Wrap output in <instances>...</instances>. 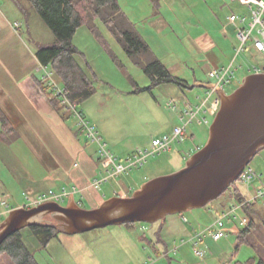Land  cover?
Masks as SVG:
<instances>
[{
    "label": "rangeland",
    "instance_id": "obj_1",
    "mask_svg": "<svg viewBox=\"0 0 264 264\" xmlns=\"http://www.w3.org/2000/svg\"><path fill=\"white\" fill-rule=\"evenodd\" d=\"M119 4L154 56L165 66L176 68L177 76L186 86L193 87L183 88L175 83L154 86L144 69L124 52L100 20L96 24L107 39V45L100 43L87 26L79 29L74 43L84 54L80 64L94 82L95 94L77 109L96 128L103 143L107 144L118 162L125 163L133 152L149 149L154 138L170 134L179 124L180 111L187 104H200L208 96V90L202 86L214 81L209 77L210 71L196 62L193 45H198L202 38L213 39L219 44L215 52L223 60L226 57L223 66H229L238 45L236 30L229 22V17L235 12H245L246 9L232 0H120ZM8 27L14 31L17 39L6 38L5 44L9 47L5 52L9 54L0 59V72H10V63L14 59L20 58L28 65L32 59H36L35 55L41 47L55 41L54 34L28 0H0V31H3V35H8ZM224 29L227 36L222 33ZM237 66L241 68L226 88L227 94L233 93L241 86L244 78L250 75L249 67L264 68V56L248 49L238 58ZM33 71L41 80L52 73L49 78L58 83L50 66ZM45 80L49 84L50 81L47 78ZM171 101L176 103L177 110L169 108L168 103ZM69 115L70 126L76 127L86 141V135L79 128L78 117L71 112ZM209 116L211 124L214 116ZM210 124L199 126L194 122L189 125L186 137L182 142H174L172 151L189 154L197 146L203 147L209 137ZM87 143L99 150L97 144ZM172 162L171 153L150 157L143 166L104 183L101 189L110 199L119 192L120 184L123 189L130 187L133 190L126 189L131 196L147 181L178 171ZM250 166L256 173L262 172L261 180L255 181L251 190L240 181L235 186L242 194L252 196L255 188L264 183V149L258 152ZM26 171L41 176L47 169L40 164L37 151L16 134L1 136L0 198L11 207L28 203L25 188L33 182ZM143 176L147 177L146 181ZM233 187L205 208L188 210L182 215L188 218L190 224L207 228L214 222L216 210L235 203ZM43 188L44 192L49 189L46 183ZM34 192L36 195L40 191ZM3 193H6V197L2 196ZM61 205L68 206L69 199ZM258 206L264 208V200H259ZM80 207L94 209L88 201ZM7 218H3L2 223ZM44 222L55 223L50 216ZM160 222L113 225L77 235L60 232L46 247L39 244L30 228L23 229L21 233L40 264H246L256 256L251 247L239 244L237 235L233 233L223 238L217 247L215 244L211 248L205 247L199 243V248L205 252L202 258L194 253L193 245L181 240L174 245L175 252L158 249V244L150 242L153 241L150 230ZM172 253L179 255L172 256ZM0 264H11L7 255L0 256Z\"/></svg>",
    "mask_w": 264,
    "mask_h": 264
},
{
    "label": "water",
    "instance_id": "obj_2",
    "mask_svg": "<svg viewBox=\"0 0 264 264\" xmlns=\"http://www.w3.org/2000/svg\"><path fill=\"white\" fill-rule=\"evenodd\" d=\"M219 97L220 108L206 144L182 169L153 178L133 195L115 196L91 210L75 201L66 207L48 202L31 209L17 208L0 224V248L23 229L46 224L47 216L61 232L77 235L113 225L154 224L169 215L205 208L220 198L264 149V68L246 76L233 93Z\"/></svg>",
    "mask_w": 264,
    "mask_h": 264
},
{
    "label": "crops",
    "instance_id": "obj_3",
    "mask_svg": "<svg viewBox=\"0 0 264 264\" xmlns=\"http://www.w3.org/2000/svg\"><path fill=\"white\" fill-rule=\"evenodd\" d=\"M157 2L155 1V3ZM8 31V35H3V31H0V59H2L3 55L9 54L5 52L9 47L8 44H5L6 38L17 39V35H14L15 33L12 29L8 27ZM222 33L224 36L228 34L226 29ZM218 47L219 44H216L213 39H200L199 44H194L192 48L196 62L203 64L204 69L206 70L207 68L208 71L213 68L224 67L225 65L223 66L222 62L225 61L226 57L223 60L220 54L215 52ZM181 65L182 67L186 66L185 64ZM41 67L44 66L41 65L37 57L32 59L28 65L18 58L10 63V72H0V108L14 127L17 137L37 151L40 164L47 169L45 174L41 176H38L36 172H31L30 174V171H26L28 178L33 182L32 185L26 186V193L32 192L35 194L34 191L44 192L43 185L45 183L49 187L48 191L61 190L64 187H76L79 192L69 201H75L79 206L88 201L92 207L96 208L109 199L102 191V186L94 187L93 185L94 180L102 172L100 157L96 153L98 151L96 148L93 149V144L83 140L80 136V131L76 127L70 126L69 112L64 114L63 111H58L51 100L39 88L36 82L37 76H35L37 74L33 70ZM167 68L174 76L179 77L177 76L176 68ZM208 85L209 83H204L202 87L207 89ZM198 148L197 146L195 150ZM192 152L181 154L172 151L173 166L177 170L182 169ZM257 173L261 176L263 175L261 171H257ZM143 180L146 181L147 177L143 176ZM118 187H120V190L117 194L115 193L114 197L130 196L126 190L130 191V187L123 189L120 184H118ZM241 195L246 199L251 197L242 193ZM2 196L6 197V193H3ZM0 201H3L2 197ZM19 207L22 206H16L15 208ZM227 208L216 210V218ZM210 226L207 228L198 225L194 226L182 214L169 215L151 228L150 234L153 237V241L150 242H155L158 244V249H165L168 252H175L174 245L179 240L193 246L194 243L199 242L205 247L211 248L213 244L217 247L222 239L214 241L210 235L204 236L208 233L206 230ZM228 228L231 231L230 233L237 234V223L230 224ZM201 236L204 237L202 240ZM153 245L155 244L153 243ZM158 249L156 250L158 251ZM178 250H181V248ZM171 255L178 256L179 254L175 255V253H172ZM83 256L85 257V255ZM168 264L172 263L168 262Z\"/></svg>",
    "mask_w": 264,
    "mask_h": 264
},
{
    "label": "trees",
    "instance_id": "obj_4",
    "mask_svg": "<svg viewBox=\"0 0 264 264\" xmlns=\"http://www.w3.org/2000/svg\"><path fill=\"white\" fill-rule=\"evenodd\" d=\"M28 1L55 37L54 43L41 47L36 57L42 66L51 67L58 82L66 89L70 101L77 107L95 94V88L94 82L81 67L80 60L84 54L75 45L74 38L81 27L87 26L100 43L107 45V39L96 24L97 20L104 24L124 52L144 69L154 86L175 83L183 88H193L186 86L184 81L174 76L154 56L149 45L121 10L120 0ZM36 82L54 107L65 114L67 111L60 106L59 99L45 78H37ZM11 133L15 135V129L0 108V137ZM196 151L193 150L191 154ZM232 185L237 201H245L235 183ZM241 212L249 217L250 223L238 230V242L248 245L256 254L246 264H264V208L259 207L258 202L248 203L242 207ZM51 224L30 227L42 247H46L61 232ZM2 255H7L11 264H40L21 232L12 235L3 243L0 248V256Z\"/></svg>",
    "mask_w": 264,
    "mask_h": 264
},
{
    "label": "built area",
    "instance_id": "obj_5",
    "mask_svg": "<svg viewBox=\"0 0 264 264\" xmlns=\"http://www.w3.org/2000/svg\"><path fill=\"white\" fill-rule=\"evenodd\" d=\"M238 2L246 10L242 13H233L229 17V22L236 30V39L238 45L235 48V56L229 66L213 68L209 72V77L214 81L208 85V96L202 100L200 104L193 105L187 104L179 114V124L176 125L170 134H163L152 140L151 147L149 149H139L130 155L125 163L118 162L116 156L108 149L107 144L103 143L102 138L97 132L94 126H91L87 122L82 113L78 111V107L72 103L69 99L66 89L58 84L53 78H49L51 74H47V78L50 82L49 85L54 91V95L59 99L60 106L65 111L71 112L79 119V128L82 133L87 137V141L98 145V154L100 157V163L102 166V172L97 179L94 180V187H101L104 183L118 179L122 174L143 166L150 157H156L162 154H168L172 152V144L174 142H182L187 135V129L189 125L196 122L199 126L210 124V116L215 117L221 104L219 95L226 93V88L230 86L233 79L236 76V72L241 66H237L236 62L238 58L244 55L248 49L264 56V0H232ZM45 67V66H44ZM48 68V67H45ZM261 69L256 66L249 67L248 72L250 74L261 73ZM213 96H217L213 98ZM169 108L177 110L175 102L168 103ZM211 125V124H210ZM261 175L249 165L247 166L238 181L246 185L250 190L255 181L261 180ZM76 187L67 189L62 188L58 192L55 190H49L34 194L27 192L26 196L28 203L19 208L31 209L38 207L48 202H56L63 204L68 199H71L78 193ZM259 200H264V183L255 188L253 195L250 198H245L242 203L236 201L227 209L223 210L215 219L213 224L206 230L214 241H220L230 234V230L227 224L237 223L238 226L245 227L250 223L248 216L242 214L241 210L245 204L257 203ZM17 208L11 207L5 201L0 203V224L3 218L9 216V214ZM206 237V235H204ZM204 237L201 236V240ZM194 253L198 257H204L205 252L199 248V242L194 243Z\"/></svg>",
    "mask_w": 264,
    "mask_h": 264
},
{
    "label": "flooded vegetation",
    "instance_id": "obj_6",
    "mask_svg": "<svg viewBox=\"0 0 264 264\" xmlns=\"http://www.w3.org/2000/svg\"><path fill=\"white\" fill-rule=\"evenodd\" d=\"M263 71V69H261V71L260 72H262ZM51 217V216H50Z\"/></svg>",
    "mask_w": 264,
    "mask_h": 264
}]
</instances>
